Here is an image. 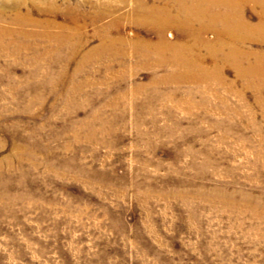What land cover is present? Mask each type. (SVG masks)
Instances as JSON below:
<instances>
[{"label": "rangeland", "instance_id": "1", "mask_svg": "<svg viewBox=\"0 0 264 264\" xmlns=\"http://www.w3.org/2000/svg\"><path fill=\"white\" fill-rule=\"evenodd\" d=\"M20 1L66 38L0 53V264H264V89L207 46L203 79L142 65L133 45L160 39L142 2L176 0H56L55 15ZM236 2L262 20L258 0ZM201 38L218 43L217 28ZM240 49L264 55V40Z\"/></svg>", "mask_w": 264, "mask_h": 264}, {"label": "bare ground", "instance_id": "2", "mask_svg": "<svg viewBox=\"0 0 264 264\" xmlns=\"http://www.w3.org/2000/svg\"><path fill=\"white\" fill-rule=\"evenodd\" d=\"M9 1L10 8L14 9L15 13L9 16L4 10L0 11V53L18 57L33 48V44H38L35 42H39L40 39L54 42L57 47L62 45L66 38L62 32L63 24L56 19L35 18L32 16L33 9L24 10V3L20 0ZM46 1L48 9H44L43 13L55 15L59 11L56 0ZM258 2L264 10V0ZM144 3L142 2L139 9L137 21L157 29L160 39L155 45L141 43L144 40H139L133 45L134 50L141 54L140 61L143 66L154 71L159 68H169L170 78H175L177 81L199 80L211 73L203 65L201 55L197 51L201 46H207L215 59L220 58L224 62L223 65L233 66L237 73L246 79L248 86L261 91L264 89V55L257 52L251 59L250 53L240 49V45L248 40H264V13L258 24L251 25L242 18L238 5L240 2L236 0H176V12L166 6L159 8L152 6L147 9ZM74 19L72 18L73 21ZM52 26L57 27L58 30L49 31L48 28ZM167 27L180 30L192 39V43L190 45L176 43L164 37L163 30ZM212 27L217 28L218 31L219 41L215 44L201 38L202 33ZM172 35L173 33L169 34ZM69 38L74 36H67V39ZM103 46L105 49L101 48L104 51L110 48V44ZM77 47L78 44H72L73 53L76 52ZM51 51L46 50L45 53ZM116 52L121 53L120 49ZM223 65L214 68L216 76H213L217 81L222 78L220 70Z\"/></svg>", "mask_w": 264, "mask_h": 264}]
</instances>
